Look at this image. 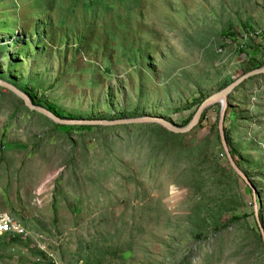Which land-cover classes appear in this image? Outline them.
<instances>
[{"label":"rangeland","instance_id":"1","mask_svg":"<svg viewBox=\"0 0 264 264\" xmlns=\"http://www.w3.org/2000/svg\"><path fill=\"white\" fill-rule=\"evenodd\" d=\"M262 63L264 0H0V76L78 119L182 125ZM228 105L264 222V76ZM219 111L180 137L148 123L67 133L0 88V217L33 236L0 241V264H264Z\"/></svg>","mask_w":264,"mask_h":264},{"label":"water","instance_id":"2","mask_svg":"<svg viewBox=\"0 0 264 264\" xmlns=\"http://www.w3.org/2000/svg\"><path fill=\"white\" fill-rule=\"evenodd\" d=\"M264 75V67L255 70L248 75L244 76L241 79H238L234 83H232L230 86L225 88L224 90L207 97L203 103L194 111L192 114L189 122L184 126H179L172 121L160 117V116H142L137 118H129V119H117V120H70V119H62L55 115L53 112L48 110L47 108L43 106L35 105L31 97L24 92L23 90L19 89L12 83L1 79L0 77V87L3 89H6L10 92H12L15 96H17L19 99H21L25 106L31 110L32 112H38L39 114H42L46 118H48L51 122L57 124V125H66V126H93V125H103V126H114V125H127V124H143V123H155L159 124L162 127L166 128L167 130L174 132V133H188L190 130H192L198 123L201 121L202 115L205 110L212 107L215 104H220V111H219V121H218V129L220 134V139L222 142V148L224 150V153L229 161L230 167L233 169L235 174H237L239 177H241L253 190L255 199H256V217L259 221L260 225V231L261 236L264 243V228L260 221V214H259V204L257 201V189L252 183L249 176L245 173V171L239 167L234 160L230 148L228 146V141L226 137V131H225V118L228 110V101L230 96L239 88H241L243 85H245L247 82H249L251 79H254L256 77H260Z\"/></svg>","mask_w":264,"mask_h":264},{"label":"trees","instance_id":"3","mask_svg":"<svg viewBox=\"0 0 264 264\" xmlns=\"http://www.w3.org/2000/svg\"><path fill=\"white\" fill-rule=\"evenodd\" d=\"M244 52H246L247 51V49L246 50H243ZM262 67H264V63H262L259 67H257V69L256 70H258V69H260V68H262ZM264 76V75H263ZM1 77V79H3V77L2 76H0ZM261 77V76H260ZM257 78V77H256ZM255 79V78H254ZM5 80V79H4ZM8 81V80H7ZM8 82H10V83H12L13 85H15L16 87H18L19 89H21V90H23L24 92H26L30 97H31V99L33 100V102H34V104L35 105H38V106H43V107H45V108H47L48 110H50L51 112H53L55 115H57L58 117H60V118H62V119H70V120H78V118H75V117H72V116H66V115H63V114H61L58 110H56V109H54L52 106H49V105H47V104H45V103H43L42 102V100H39L36 96H33L32 94H31V92H29V91H27V90H25L23 87H20V86H18L15 82H12V80H10V81H8ZM232 84V83H231ZM228 87V86H227ZM1 88V87H0ZM1 90H2V92L3 93H9V94H11L13 97H15L18 101H20V103L22 104V105H24L25 106V104H24V102L21 100V99H19L17 96H15L12 92H10V91H8V90H6V89H3V88H1ZM206 98H201V99H199V100H195L193 103H194V110H193V113H194V111L196 110V109H198V107L203 103V101L205 100ZM49 103V102H48ZM220 104H218V106H219ZM26 107V106H25ZM213 107V106H212ZM212 107H210V108H208L207 110H205L204 111V113H203V115H202V118H201V121H199V123L197 124V125H199V127H206V126H210V127H212V126H215L216 125V122H214L213 121V119H212ZM229 108H231V105L228 107V109ZM26 109H27V111H29L31 114H33V115H37V116H39V117H41L42 119H44L46 122H48L50 125H52L54 128H57V129H59V131H66L67 133H70V131L71 130H73V129H77V128H81V129H83V128H86V129H89V128H96V127H104L103 125H93V126H66V125H57V124H55V123H53V122H51L48 118H46L45 116H43L42 114H39L38 112H32L31 110H29L27 107H26ZM227 112H228V110H227ZM192 113V114H193ZM21 114H23V113H21ZM192 116V115H191ZM226 116H227V114H226ZM191 118V117H190ZM190 118L189 119H186L185 120V122L182 124V125H179V126H184V125H186L188 122H189V120H190ZM219 118V117H218ZM80 120H83L82 118H79ZM226 119L227 118H225V121H226ZM88 120H93V119H88ZM218 121H219V119H218ZM174 123V122H173ZM176 124V123H175ZM147 125H149V126H151V127H161L159 124H155V123H148ZM178 125V124H177ZM114 126H116V125H114ZM114 126H107V127H114ZM135 126V124H131V125H123V127H125V128H127V127H134ZM138 126H141V125H138ZM120 127H122V126H120ZM161 128H163V127H161ZM163 129H165V128H163ZM225 131H226V137H227V141H228V146H229V148H230V152H231V154H232V156H233V158H234V160L236 161V163H237V165L239 166V167H241V163H239V160L238 159H236V153H235V151H234V149L231 147V143H230V140H229V136H228V131H227V128L225 127ZM166 132L167 133H169V134H172V135H174V136H176V137H180L181 135H182V133H174V132H170V131H168L167 129H166ZM222 153L223 154H225L223 151H222ZM242 168V167H241ZM229 170L231 171V173L233 174V176L235 177V179H236V183H237V187H238V189H239V191H241L242 193H243V196H244V199H245V202H246V214H249L250 215V217H252L253 219H254V223H252L253 225V228L256 230V232H258V234H259V237L261 238V240H262V243H263V239H262V236H261V231H260V227H259V224H258V222H257V220H256V212H255V207H254V197H253V195H254V192H253V190L250 188V186L241 178V177H239L237 174H235V172L233 171V169L232 168H229ZM246 173V172H245ZM247 174V173H246ZM258 199H259V196H258ZM250 204H252V206H250ZM258 204H259V214H260V221H261V224H262V226H263V224H264V222H263V218H262V204H261V202H258ZM245 214V215H246ZM244 215V216H245ZM234 220H241L242 219V217H239V216H235L234 218H233ZM263 228H264V226H263ZM2 240H4V239H2ZM2 240H0V241H2ZM19 243H23V244H25L24 242H21V240H19V239H11V240H9V242L7 243L8 245H12V244H19ZM1 244H2V242H0V248H1ZM263 245H264V243H263ZM36 255H37V257H43V258H45L46 257V255L42 252V251H40V250H37L36 251Z\"/></svg>","mask_w":264,"mask_h":264},{"label":"built area","instance_id":"4","mask_svg":"<svg viewBox=\"0 0 264 264\" xmlns=\"http://www.w3.org/2000/svg\"><path fill=\"white\" fill-rule=\"evenodd\" d=\"M19 239L25 243L33 238L31 232L17 218L4 215L0 217V240Z\"/></svg>","mask_w":264,"mask_h":264}]
</instances>
